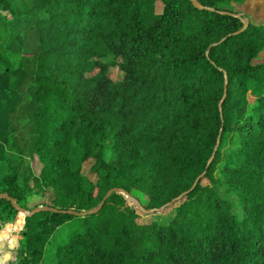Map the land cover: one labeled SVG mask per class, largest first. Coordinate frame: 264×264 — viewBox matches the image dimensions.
<instances>
[{"label": "trees", "instance_id": "1", "mask_svg": "<svg viewBox=\"0 0 264 264\" xmlns=\"http://www.w3.org/2000/svg\"><path fill=\"white\" fill-rule=\"evenodd\" d=\"M17 1L38 41L31 151L6 154L0 193L27 210L86 211L114 187L146 209L173 202L145 214L113 192L94 214L27 217L0 198L7 263L40 264L74 220L55 264H264V21L223 7L241 0Z\"/></svg>", "mask_w": 264, "mask_h": 264}, {"label": "rangeland", "instance_id": "2", "mask_svg": "<svg viewBox=\"0 0 264 264\" xmlns=\"http://www.w3.org/2000/svg\"><path fill=\"white\" fill-rule=\"evenodd\" d=\"M26 2H28V0H26ZM20 4V1L18 2L17 0H14L10 7H6L3 2H0V90H2L4 95L1 96V93L0 99L4 98L3 100L5 102L12 103L13 105L11 112L9 111L12 113L9 128L11 129L12 127L15 133L13 132L14 134L11 139V146H13L12 152L8 153V157L12 159V161H18L19 153L29 155L31 151V135L28 133L31 130L29 128L30 101L34 84L32 67L35 53L38 49L36 32L25 30L20 27L17 20H14L17 15L13 10H15V7L20 6ZM239 4H242L241 6L236 7V11L239 14L243 13L259 22L264 21V0H241L228 3L223 7L232 9ZM17 32H20L21 38H23L22 40L21 38L18 40L16 39L15 36ZM111 75L113 78H116L119 75V72L112 70ZM5 108H7V105ZM233 140L234 137H227L223 148L224 153L230 148ZM107 155L111 156L112 152L108 151ZM90 164L91 161L84 164V172H88ZM33 166L36 170L38 169L36 163H34ZM3 169L4 168H2L0 172H3ZM217 189L222 196L228 198L232 202L234 211H240L235 196L232 193H228L225 190L224 185L218 184ZM34 192L38 193L39 189L36 188ZM35 193L30 197V206L43 200L42 197L35 196ZM167 216H169V213L163 214L160 218L161 220H164ZM147 218L148 217L145 216L141 218V220ZM75 224V221L72 220L57 228L47 243L45 254L40 264H55L54 248L60 240L68 235V233L74 228ZM10 231L14 235H17L13 230ZM0 242H3V248H0V257L4 259V263H7L8 259L5 258V254L12 251L10 238H1ZM15 254L16 251L14 252V256Z\"/></svg>", "mask_w": 264, "mask_h": 264}, {"label": "water", "instance_id": "3", "mask_svg": "<svg viewBox=\"0 0 264 264\" xmlns=\"http://www.w3.org/2000/svg\"><path fill=\"white\" fill-rule=\"evenodd\" d=\"M191 2H192V4L195 7L203 8V6L200 3H198L196 0H191ZM236 17L240 18L239 15H236ZM246 25H247V20H243L242 29L244 27H246ZM224 95H225V93L223 94V97H224ZM221 103H222V100L219 102V106H221ZM218 144H219V141L217 139V142H216V144L214 146V150L212 152V155H211V157L209 158V160L207 162L208 164L212 161L214 153H215V150L217 149ZM202 175H203V173L200 174L199 176H197L196 179L194 180L192 186L187 191H185L182 194H180L177 198H180L183 194L188 193L191 190H193ZM113 192L122 194L128 201H130L135 207H137L142 213H145V214H149V213H153V212H160L163 209H165L168 206H170L171 203L173 202V200H172V201H169V202L165 203L164 205H162V206H160L158 208L146 209V208L142 207L141 204L139 203V201L135 197H133L129 192H127L123 188H117V187L109 189L104 194L100 204L97 207H94V208L86 210V211H78V212L74 211V210H71V209H68V210L57 209V208H54V207H51V206H36V207H34V208L30 209V210H27L25 208H22L16 202V200L14 198L9 197L4 192L0 193V198H4V199L8 200L11 203V205L13 206L14 209H16L19 213H21V214H23L24 216H27V217L33 215L36 212H41V211H49V212H54V213H66V214L74 215V216H85V215L94 214V213L98 212L99 208L102 206V204L105 201V199ZM0 248H3V242H0ZM6 257H10L11 258L12 254L6 253L5 254V258ZM0 264H7V263H4V259L2 257H0Z\"/></svg>", "mask_w": 264, "mask_h": 264}, {"label": "crops", "instance_id": "4", "mask_svg": "<svg viewBox=\"0 0 264 264\" xmlns=\"http://www.w3.org/2000/svg\"><path fill=\"white\" fill-rule=\"evenodd\" d=\"M1 93V96H4L2 90H0V94ZM3 99H0V170L5 167L6 154L12 152L13 146H11V139L15 133L12 127L11 129L9 128L12 113L5 112L6 105L8 110H10L13 105L12 103L5 102Z\"/></svg>", "mask_w": 264, "mask_h": 264}]
</instances>
